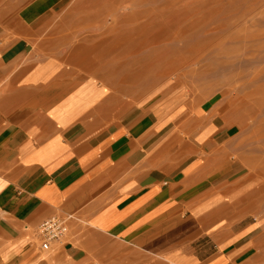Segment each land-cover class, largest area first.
Returning a JSON list of instances; mask_svg holds the SVG:
<instances>
[{
	"label": "crops",
	"instance_id": "crops-1",
	"mask_svg": "<svg viewBox=\"0 0 264 264\" xmlns=\"http://www.w3.org/2000/svg\"><path fill=\"white\" fill-rule=\"evenodd\" d=\"M17 1L0 0V264H236L250 242L226 222L211 153L184 151L166 107L141 118L36 57L45 2ZM212 121L206 140L219 138ZM52 215L69 232L45 248L37 229Z\"/></svg>",
	"mask_w": 264,
	"mask_h": 264
},
{
	"label": "rangeland",
	"instance_id": "rangeland-1",
	"mask_svg": "<svg viewBox=\"0 0 264 264\" xmlns=\"http://www.w3.org/2000/svg\"><path fill=\"white\" fill-rule=\"evenodd\" d=\"M43 1L36 57L61 58L76 80L96 81L141 118L166 107L174 137L203 136L219 119L232 176L214 190L227 191L226 222L250 242L236 264H264V0Z\"/></svg>",
	"mask_w": 264,
	"mask_h": 264
},
{
	"label": "bare ground",
	"instance_id": "bare-ground-1",
	"mask_svg": "<svg viewBox=\"0 0 264 264\" xmlns=\"http://www.w3.org/2000/svg\"><path fill=\"white\" fill-rule=\"evenodd\" d=\"M123 1V0H122ZM130 2V1H129ZM120 3H118V4H116L115 6L116 7H121L120 5H119ZM86 5V4H85ZM119 5V6H118ZM114 6V5H113ZM99 7V6H98ZM110 8H112L111 6H110ZM135 13H137V12H135ZM130 15H132V13L130 14ZM134 16H135V14H134ZM157 41V40H156ZM150 67H152V65L150 66ZM149 68V66L147 65V69L146 70H148V71H153V70H149L148 69ZM152 69V68H151ZM164 69V68H163ZM159 70V69H158ZM157 70V72H159ZM160 70H162V68L160 69ZM163 71V70H162ZM146 72V71H145ZM164 72V71H163ZM162 72V73H163ZM166 72V71H165ZM165 72H164V74H163V76L164 75H166L165 74ZM149 73V72H148ZM157 74V73H156ZM162 75V74H161ZM161 75L160 76H157L158 78L159 77H161ZM169 75V74H168ZM162 76V77H163ZM157 77L155 78V76H154V78H155V80L157 79ZM166 77H167V75L165 76V78L163 77V79H166ZM160 79V78H159ZM159 79H157V80H159ZM162 79V80H163ZM154 80V79H153ZM157 80H156V82H157ZM160 81V80H159ZM155 83V82H154ZM227 90V89H226ZM166 96H167V94L163 97V98H161V100H163L164 98H166ZM160 100V101H161ZM167 101H168V99H167ZM244 102V101H243ZM240 103V102H239ZM170 104V103H169ZM257 104V103H256ZM171 106V105H170ZM182 109V108H181ZM180 109V110H181ZM179 110V111H180ZM172 111V110H171ZM178 111V112H179ZM217 111V110H216ZM227 111V110H226ZM225 111V113H227ZM229 111H231V110H229ZM228 111V112H229ZM233 113V112H232ZM175 114H177V113H175ZM203 110L202 109H197L196 111H195V115L194 116H197V117H203ZM169 116H171V117H169L167 120H168V126H171V128H172V116H173V113H171V114H169ZM213 116V115H212ZM211 116V117H212ZM235 118V117H234ZM232 119V118H231ZM186 120H190V117H186ZM229 120V119H228ZM215 121H216V123L219 125L218 127H219V138H217V137H215V136H213V137H210V139H208V140H206L204 137H205V133L208 131V130H210V131H214L215 130V127H213V126H211V128L209 129L208 128V130H206V131H203V136H201V135H197L196 134V137L195 138H192V140H184L185 138L183 137V140L182 139H180V141L181 142H185V148H184V151H191L193 148H195V149H198V150H201V149H204L205 151H208V152H210L211 154H210V156H209V154L207 155V154H205L206 156H205V161L206 162H204L205 163V166H207L208 167V169H207V172H211V173H209V177H210V179H211V181H212V184H214L215 185V183H217L218 185L222 182V181H224L225 182V180H224V178H229L230 176H232V175H230L231 173H230V166L228 167V164H229V160H224V161H222L221 159H220V157H219V154H221V153H224L225 154V152H223V151H221L222 149H221V143L224 141V140H226L225 138V136H229V134H228V130L227 131H224V127H221L220 126V121H219V119L217 118V119H215ZM177 122H181V120L179 119ZM214 123V122H213ZM228 123V122H227ZM182 126H184V125H182ZM187 128L188 130H192V127L193 126H191L190 128H188V125L187 124H185V126H184V128ZM185 128V129H186ZM246 137V136H245ZM189 138H191V137H189ZM196 139H198L199 140V143H198V145L196 146V144L194 145V141L196 140ZM205 139V140H204ZM254 139V138H253ZM202 151V150H201ZM202 155H203V153H202ZM217 155V156H216ZM221 155H223V154H221ZM204 156V155H203ZM224 157V155L221 157V158H223ZM227 157V156H226ZM225 158V157H224ZM239 161V160H238ZM208 163V164H207ZM207 164V165H206ZM204 165V164H203ZM205 166H203L204 168H205ZM264 172V171H263ZM205 173V172H204ZM254 174V173H253ZM255 178V177H254ZM221 179H223L222 181H220ZM214 182V183H213ZM264 182V181H263ZM217 185V186H218ZM209 187V186H208ZM224 189V188H223ZM225 190H227V189H225ZM221 191V190H220ZM250 191V190H249ZM205 192V191H204ZM227 192V191H226ZM225 191L224 192H219V194L217 195V197L220 199V198H222V197H225L226 196V193ZM226 193V194H225ZM206 194V193H205ZM204 194V195H205ZM252 203V202H251ZM206 206V205H205ZM242 212V211H241ZM205 213V212H204ZM220 234V233H219ZM216 236H218V235H216ZM220 237V236H219ZM218 238V237H217Z\"/></svg>",
	"mask_w": 264,
	"mask_h": 264
},
{
	"label": "built area",
	"instance_id": "built-area-1",
	"mask_svg": "<svg viewBox=\"0 0 264 264\" xmlns=\"http://www.w3.org/2000/svg\"><path fill=\"white\" fill-rule=\"evenodd\" d=\"M37 232L43 247L48 248L52 243L66 237L69 232V218L52 215L39 224Z\"/></svg>",
	"mask_w": 264,
	"mask_h": 264
}]
</instances>
